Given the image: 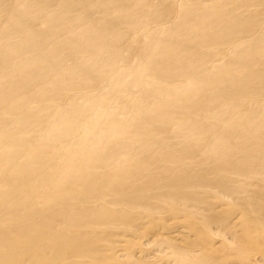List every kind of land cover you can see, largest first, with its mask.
<instances>
[{
	"label": "bare ground",
	"instance_id": "bare-ground-1",
	"mask_svg": "<svg viewBox=\"0 0 264 264\" xmlns=\"http://www.w3.org/2000/svg\"><path fill=\"white\" fill-rule=\"evenodd\" d=\"M0 264H264V0H0Z\"/></svg>",
	"mask_w": 264,
	"mask_h": 264
}]
</instances>
